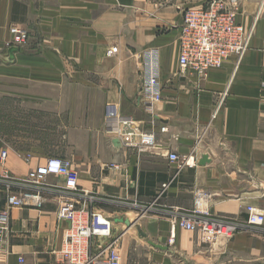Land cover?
Listing matches in <instances>:
<instances>
[{
  "label": "crops",
  "instance_id": "1",
  "mask_svg": "<svg viewBox=\"0 0 264 264\" xmlns=\"http://www.w3.org/2000/svg\"><path fill=\"white\" fill-rule=\"evenodd\" d=\"M236 1L251 47L204 77L181 72L178 57L183 10L207 0H0V209L5 174L25 177L50 156L72 161L80 187L69 194L49 176L42 207L13 208L0 264H64L57 251L69 222L57 212L67 194L110 220V234L90 239L102 260L114 241L122 264H264V224L213 241L175 224L198 191L215 216L243 221L248 205L264 210V0ZM15 23L29 32L25 47H6ZM149 49L163 92L155 113L169 132L157 130L158 150L140 152L117 136L121 122L105 107L151 127L140 92ZM168 149L198 150L196 166L180 168Z\"/></svg>",
  "mask_w": 264,
  "mask_h": 264
},
{
  "label": "built area",
  "instance_id": "2",
  "mask_svg": "<svg viewBox=\"0 0 264 264\" xmlns=\"http://www.w3.org/2000/svg\"><path fill=\"white\" fill-rule=\"evenodd\" d=\"M237 4L236 0H207L203 6H193L183 10L178 57L181 72L191 70L206 77L210 69L222 67L230 56H236L239 60L249 50L253 30H246L240 22L237 16ZM11 34L12 40L8 43V47L24 46L30 40L28 30L18 25L11 28ZM117 49L113 47L109 53L113 54L117 52ZM142 63L141 73L144 79L140 92L143 106L150 115L151 127L142 128L131 118L123 117L120 106L112 102L106 104V116L121 122L116 134L126 146L140 152H154L159 149L157 130L164 134L169 132V125L159 124L155 113L156 103L163 98L158 51L149 49L144 52ZM224 97L225 95L218 101L213 117H216L223 106ZM196 149L185 156L168 149L167 156L170 161L178 163L180 168L196 166L199 153ZM1 155L4 160L7 151L3 149ZM110 165L120 168L116 163ZM5 176L8 186L4 192L6 206L0 209V243L5 240L11 230L12 214L10 212L13 208L43 206V191L55 185L47 180L49 176L63 178L64 189L69 194L78 193L80 190L79 170L74 168L69 158L59 156L48 157L44 164L38 165L25 177L15 178L8 174ZM205 198L204 192L198 191L196 207L191 212L181 215L175 224L183 229L200 233L204 239L210 241L219 237H231L246 223L253 226L264 224L262 208L248 205L247 219L240 221L229 216L212 215L204 204ZM72 199L70 195H65L57 212L59 218L67 219L69 222L65 245L57 251L62 262L64 264H122L123 256L114 241L107 247L106 260L92 256L90 239L95 234H110V220L101 213L93 212L87 201L77 207ZM19 259L20 262H25L22 257Z\"/></svg>",
  "mask_w": 264,
  "mask_h": 264
},
{
  "label": "rangeland",
  "instance_id": "3",
  "mask_svg": "<svg viewBox=\"0 0 264 264\" xmlns=\"http://www.w3.org/2000/svg\"><path fill=\"white\" fill-rule=\"evenodd\" d=\"M187 8H188V7H187ZM15 25L21 26L20 24H17V23L11 25V27H10V29H9L11 38H10L9 41L6 43V47H8V43L12 40L11 28L14 27ZM21 27H23V26H21ZM23 28H25V27H23ZM28 43H29V42H28ZM26 45H27V44H26ZM26 45H24V46H19V47H25Z\"/></svg>",
  "mask_w": 264,
  "mask_h": 264
},
{
  "label": "water",
  "instance_id": "4",
  "mask_svg": "<svg viewBox=\"0 0 264 264\" xmlns=\"http://www.w3.org/2000/svg\"><path fill=\"white\" fill-rule=\"evenodd\" d=\"M208 157L209 156L207 154H203L202 157H201L200 163L204 164V163L208 162L209 161Z\"/></svg>",
  "mask_w": 264,
  "mask_h": 264
}]
</instances>
